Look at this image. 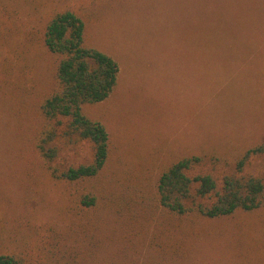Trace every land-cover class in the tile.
<instances>
[{
  "label": "rangeland",
  "instance_id": "rangeland-1",
  "mask_svg": "<svg viewBox=\"0 0 264 264\" xmlns=\"http://www.w3.org/2000/svg\"><path fill=\"white\" fill-rule=\"evenodd\" d=\"M102 6L105 14L86 40L117 64L118 74L107 99L85 112L110 138L104 191L119 190L117 177L122 182L128 175L150 187L163 167L186 155H203L204 170L218 180L232 173L237 156L264 139V0H109ZM36 59V70L13 63L10 72L0 71V189L15 201L0 203L7 227L32 206L19 203L22 167L54 73L50 55ZM74 151L70 161L91 158L88 146ZM244 175L264 178V160L253 161ZM240 218L212 221L207 235L188 240L193 249L186 260L171 261L148 246L135 255L127 250L126 259L114 255L118 239L123 248L134 233L108 217L106 248L92 264H264V250H246L233 231Z\"/></svg>",
  "mask_w": 264,
  "mask_h": 264
},
{
  "label": "trees",
  "instance_id": "trees-1",
  "mask_svg": "<svg viewBox=\"0 0 264 264\" xmlns=\"http://www.w3.org/2000/svg\"><path fill=\"white\" fill-rule=\"evenodd\" d=\"M107 1L0 0V71L10 72L13 63L36 70L42 54L54 65L39 104L41 124L22 167L19 203L32 206L23 222L11 227L0 222V264L98 262L95 252L106 248L102 231L108 217L134 233L123 248L120 239L112 247L123 259L129 258L127 250L135 255L148 246L171 261H184L193 249L190 241L207 235L212 221L240 216L233 231L241 245L264 250V178L244 175L253 161L264 160V139L238 155L234 171L221 180L204 170L203 155H186L163 167L150 187L128 175L122 182L117 177L119 190L104 191L110 138L85 108L107 99L118 66L89 45L86 33L105 14ZM85 146L90 159H67ZM4 190L0 203H15L5 199ZM251 218L258 219L249 223Z\"/></svg>",
  "mask_w": 264,
  "mask_h": 264
}]
</instances>
